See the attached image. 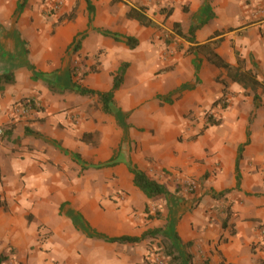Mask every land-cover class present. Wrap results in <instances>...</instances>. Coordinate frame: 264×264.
<instances>
[{
	"label": "rangeland",
	"instance_id": "374dc122",
	"mask_svg": "<svg viewBox=\"0 0 264 264\" xmlns=\"http://www.w3.org/2000/svg\"><path fill=\"white\" fill-rule=\"evenodd\" d=\"M18 2L0 0V75L13 72L17 67L29 68L36 81L40 80L46 89V94L40 90L33 99L29 98L40 109L37 111L39 114L49 113L37 120L44 122L52 115L70 112L76 126L74 129H80V133L73 136L76 142L81 141L83 134L92 133L91 143L81 141V146L74 143L68 145V149H81L83 146L93 149L100 143L101 149L119 151L120 159L121 151L129 149L128 152H139L141 159L156 163L157 158L161 157L159 153L143 152V149H169L168 157L165 152L164 159L171 160L172 156L179 154L178 149L200 148L196 140L198 133L207 125V113H214L216 119L221 121L214 128V134H225L229 119L248 116L251 117L250 132L264 128V124L261 126L259 123L264 117L262 90L258 93L259 100H255L251 91L238 86L233 88L224 71L219 75H209L204 80L199 75L200 80L197 81L195 65H200L198 58L187 67L180 65L179 53L185 51L184 56L193 53L189 52V48L186 49V40L177 34L174 26L165 22L166 29L162 28L161 33L166 46L151 41L149 45L144 43L135 50L127 48L119 52L121 62L128 61L129 67L125 82L114 99V114L104 112L98 96L79 94L65 72L68 66H72L78 67L79 75L87 73L83 79L75 77L74 80L90 89L108 91L112 86L114 72L104 69L107 64L113 65L109 53L101 48L94 52H75L70 47L74 25L80 20L83 25L87 23L85 0H30L21 14L17 8ZM93 2L97 7L95 27L101 29V0ZM161 9L165 14L170 11L167 7ZM69 15L75 18L62 21V16ZM84 28L82 26L81 29ZM92 34L101 36L97 31ZM250 60L252 63L253 59ZM197 87L200 90L194 93ZM185 91L197 98L211 95L215 102L221 98L223 101H219L216 106L214 102L210 107L201 101L185 112L181 108ZM13 107L18 110L19 104L15 103ZM145 109L148 117L145 116ZM33 110L30 112H36ZM97 127H101V131ZM87 128L92 131H87ZM4 129L0 126V135L4 134ZM18 141V145L22 146V140ZM62 143L57 146H62ZM27 147L34 148L33 145ZM205 149H210L209 143ZM73 152V161L68 155L66 162L58 168L54 167L55 172L68 181V185L64 186L65 197L69 201L66 204H62L63 200L51 199L38 211L41 205L38 201L8 202L0 198V210L4 209L5 214L12 217V221L7 223L0 217V254L8 257L4 264H167L160 251L163 241L170 240L162 233L137 244L110 243L101 236L128 235L142 227L146 230L164 229L156 217L163 214L167 199L150 200L140 190L141 194L136 193L129 201L127 195L131 193L125 186L118 185V181L110 180L108 167L101 166L98 169L84 158L80 150ZM122 160L127 167L132 166L126 156L122 155ZM179 170V167L167 169L152 165L145 172L167 187L171 184L174 193L178 186L187 195L195 193L199 182L183 177L177 173ZM95 172L101 177L94 176ZM0 183H4L1 174ZM24 189L29 192L35 190L26 186ZM85 194H99L103 198L99 203L89 202V209H85ZM141 195L146 197L145 202L141 200ZM97 204L101 206L99 211H96ZM17 205L24 210H15L19 209ZM50 208L52 211L55 209V215L50 214ZM77 211L86 218L76 214ZM22 221L24 227H21ZM257 238H262L258 230ZM174 243L181 255L191 254L189 247L185 249L179 242ZM252 247L256 253L258 243L254 241Z\"/></svg>",
	"mask_w": 264,
	"mask_h": 264
},
{
	"label": "crops",
	"instance_id": "0c3cea01",
	"mask_svg": "<svg viewBox=\"0 0 264 264\" xmlns=\"http://www.w3.org/2000/svg\"><path fill=\"white\" fill-rule=\"evenodd\" d=\"M261 3H264V0H151V3L146 0H121L116 3L113 0H101V30L135 36L140 41L138 46L140 47L144 43L149 45L151 41L164 44L161 33L162 28H165L164 22L171 23L174 28L175 24H178L186 34L191 26H199L194 44L183 38L186 40V49L190 44L203 45L217 42L219 45L215 50L222 58L237 66L238 57H241L246 61L247 69L255 71L258 79L264 82V33L261 31L260 22L253 19V9ZM162 7H167L170 11L165 14V11L160 10ZM132 8H143L152 24L144 25L137 19L128 18L127 14ZM207 19L208 22L205 23ZM82 26H85V30L87 23L83 25L80 20L74 25L72 42L77 34L84 31L81 29ZM100 35L94 36L91 32L83 41L79 51L94 52L97 48L105 50L111 55L113 65L107 64L104 69L106 72L111 69L110 71L115 74L122 63L128 62H121L119 52L129 47L112 37ZM201 51L189 56H184L185 51L179 53L180 65L187 67L198 58L201 68L199 75L203 80L209 75L216 73L219 75L222 71L226 73L225 70L211 64L205 53L200 54L204 52ZM116 62H118L117 66ZM70 68L68 66L65 71L68 76ZM13 73L15 81L0 86V126L10 124L15 127L10 138L4 134L0 135V174L4 180L3 184L0 183V198L8 202L38 201L41 203L37 208L38 211H41L51 199L63 200L62 204H66L69 201L65 197L64 186L68 185V181L66 182L61 174L55 172L54 167L58 168L68 160L69 156L73 161L74 150H80L84 158L98 169L116 156V163L108 167L110 180L118 181V185L125 186L124 188L131 193L127 195L129 201L136 193L141 194V191L134 185V176L130 167L124 164L122 155L127 157L132 167L142 171H148L152 165L167 169L179 167L177 173L195 179L199 182V186L195 193L187 195L182 191V187H175L174 193L172 189L174 187L168 185L171 187L169 191L173 193L166 198L163 214L156 217L163 224L164 237L172 242H178V236L184 243H192L189 251L193 256V264H201L203 259H208L210 264H264L260 259H264V240L257 238V230L260 232L259 226L264 225V128L250 132V144L244 149L240 160L242 177L239 189L237 180L238 148L248 139L251 117L229 119L226 133L222 135L214 134V128L218 126L203 127L196 140L200 148L178 149L179 154L172 156L171 160L164 159V153L169 149H143V152L159 153L161 157L157 158L156 163L145 158L141 159L139 152H128L129 149L121 151L120 159L119 151L101 149L100 143L93 149L85 146L81 149H68L70 148L68 145L83 144L74 139L80 133V129L77 131L74 129L76 126L70 112L52 115L44 122L38 121L37 118L48 116L49 113L44 115L37 111L34 113L25 111L21 102L37 96L40 90L45 91L46 94L43 83L40 80L36 81V77L27 67L14 68ZM232 85L233 88L238 86L246 90L238 83L232 82ZM198 90L200 88L197 87L194 93ZM201 101L210 107L215 99L211 95L197 98L189 91H185L181 108L186 112ZM15 103L19 104V111L14 110ZM144 113L148 117L146 109ZM259 123L261 126L264 124V117ZM27 127L32 128L33 132H26ZM97 129L101 131V127ZM34 131L41 134L36 135ZM87 131L92 130L87 128ZM19 139L22 140V146L18 145ZM61 141H63L62 146H57ZM208 143L210 149H205ZM28 145H33L34 148L31 149L27 147ZM168 153H166L167 157ZM86 167L89 168V165ZM94 176L101 177L96 172ZM24 186L33 187L35 190L29 192ZM221 193L225 194L220 197ZM256 194L258 196H255ZM141 196L143 198L141 200L145 202L146 197ZM101 198L103 197L99 194H85L86 203H83V207L89 209V202L99 203ZM226 207H230L232 216L224 227L223 220L227 215L223 209ZM17 208L19 209L15 210L19 212L24 210L20 205H17ZM96 208V211H99L101 206L97 204ZM49 212L56 214L55 209L52 211L50 208ZM76 214L86 218L80 211ZM0 217L5 219V223L12 221V217L5 214L4 209L0 210ZM137 218L140 219L139 216ZM89 226L91 227L90 223ZM21 227H24L23 221ZM146 231L148 230L142 227L128 235L141 236ZM254 241L258 243L256 253L252 247Z\"/></svg>",
	"mask_w": 264,
	"mask_h": 264
},
{
	"label": "trees",
	"instance_id": "16d2710c",
	"mask_svg": "<svg viewBox=\"0 0 264 264\" xmlns=\"http://www.w3.org/2000/svg\"><path fill=\"white\" fill-rule=\"evenodd\" d=\"M29 0H19L17 4V8L19 10V13L21 14L26 4ZM121 0H113V2H119ZM86 2V10L88 14V22L87 27L84 31L77 34V36L74 38L72 44L70 47H73L75 52H78L82 48L83 41L89 36V34L93 31H97L100 34H103L104 36L112 37L117 42L125 43L130 49L134 50L139 46V39L135 36H127V35H121L116 32H112L110 30H101L95 27V17H96V6L93 2V0H85ZM128 18H133L139 20L144 25H151L152 21L148 19L144 13V9H136L132 8L129 13L127 14ZM74 15L69 16H62V21L64 20H72L74 19ZM60 19V20H61ZM208 22V19L205 21V23ZM199 26H191L188 33H184L182 29L179 27L178 24H175V29L177 30V34L181 36L182 38L186 39L190 43H195V34ZM219 45L217 42H209L203 45H192L189 47V52L191 53H197L200 52V50L204 51L207 60L211 63L217 66L218 68H221L226 71L227 77L230 79L233 83H238L241 86H243L246 90H249L253 93L254 99L259 100V90H262L264 93V83L261 82L258 79V75L255 71L252 69H247L245 66V61L240 59L238 60V65H232L228 63L224 58H222L217 52L216 47ZM129 63L124 62L119 67L118 71L114 74L113 77V84L110 90L108 91H97L94 89H90L87 87H84L82 84L79 83V81H75V77H79L80 79L84 78L87 73H83V75H79L77 68L78 67H72L69 71L70 79L72 80V83L74 84V87L76 91L83 95V96H98L100 99L102 105H103V111L109 114H114L115 112V94L117 91L121 89L125 82L126 74L128 71ZM196 72H197V81H199V74H200V65H195ZM15 81L14 79V73L13 72H7L0 75V86L4 84H11ZM219 101H223V98L219 99ZM214 103V106L218 105V102ZM23 107L26 111L30 112L33 111H39L36 107V103L32 99H27L24 102H22ZM213 106V107H214ZM207 125L206 127L210 126H218L221 124V121L216 119V116L214 113H207ZM4 136H7L10 138L13 135L15 127L13 125H5L4 126ZM26 130L28 132H33V129L30 127H27ZM248 139L245 143L241 144L239 146V156L237 160V180H238V189L241 185V169H240V160L243 156L244 149L247 145L250 144V131L247 133ZM92 133H85L83 134V137L81 139L84 143H91L90 139L92 138ZM116 157V156H115ZM113 157L108 163L102 164V167H109L114 165L116 162V158ZM130 171L134 176L133 182L134 185L142 191V193L150 200L152 199H160V198H168L171 194L167 185L164 183H161L152 177H150L145 171H142L136 167H130ZM225 193H221L219 196H223ZM223 212L227 215V218L223 220V226L226 227L228 223V219L231 218L232 212L230 207H226L223 209ZM261 228V227H260ZM164 229L157 228L153 230H148L144 232L141 236H131V235H122V236H115L110 237L105 234H102L101 236L110 243H118V244H137L144 240H146L149 237H156L160 233H163ZM96 232V231H95ZM178 242L181 244V246L185 249L190 248L192 243H184L181 241V239L177 236ZM161 254L166 259L167 264H193V256L190 253H187L185 255H181L177 251L176 244L172 241H163V244L161 245ZM8 259V257L5 254H0V264H4V262ZM201 264H210L208 259H203ZM225 264V263H222Z\"/></svg>",
	"mask_w": 264,
	"mask_h": 264
},
{
	"label": "built area",
	"instance_id": "2783aa9c",
	"mask_svg": "<svg viewBox=\"0 0 264 264\" xmlns=\"http://www.w3.org/2000/svg\"><path fill=\"white\" fill-rule=\"evenodd\" d=\"M146 2L151 3V0H146ZM253 19L260 22L261 31L264 33V3H261V5L253 9ZM1 133L2 131L0 132V134ZM260 236L262 237V239H264V226L260 228Z\"/></svg>",
	"mask_w": 264,
	"mask_h": 264
}]
</instances>
